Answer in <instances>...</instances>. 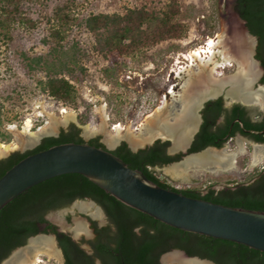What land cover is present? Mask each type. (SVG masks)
I'll return each instance as SVG.
<instances>
[{"label":"rangeland","instance_id":"obj_1","mask_svg":"<svg viewBox=\"0 0 264 264\" xmlns=\"http://www.w3.org/2000/svg\"><path fill=\"white\" fill-rule=\"evenodd\" d=\"M167 1L20 0L18 12L16 11L10 16L8 26L0 27V141L2 143L14 142L17 145L9 152L22 153L35 148L41 139L22 146L18 144L17 134L14 130L15 128L17 131L22 130L24 121L30 118L32 129L36 131L50 122L48 113H52L56 117L57 128L55 133L46 136H57L62 130L66 132L72 125H75L79 129L83 141L100 137V140L109 148H114L115 143L119 141L126 142L129 146L130 142L134 143L135 140V144H142L139 143V139L135 138L136 136L127 135L114 141L115 139L108 137L107 134L115 133L111 129L113 123L119 122L124 128L129 127L136 130L145 120H148V122H153H147L146 127L147 129L151 127L152 130L155 129L153 127H157V121L162 116H166L173 110V114H178L184 108L188 96L191 95L190 99H193L192 92L197 88V83L199 90L202 91L200 84L202 79L198 75L186 92L177 88L176 90L181 96L176 97V100L172 99L174 102L171 98L165 99L166 88L178 86L174 85L177 82L175 73L183 63L176 62L177 56L180 53L188 54L190 49L204 44L208 37L220 32L224 26L228 27L230 33L234 35V42L237 44L234 49L239 52L242 58L249 59L247 63L252 62L250 73L251 77L255 79H253L254 89L262 88L264 90L262 81L264 67L257 57V38L249 34L246 29L236 10V0H180L181 12L177 21L188 27L186 35L180 39H168L155 44L143 45L140 49L121 56L118 63L110 70V61L99 53L98 47V50L95 48V35L86 29L85 18L98 13L124 14L130 8L142 6L159 14ZM2 4L0 0V7ZM64 5H68L63 11L69 14L71 19L68 21L54 16L57 8ZM58 14L63 19V14ZM71 49L74 51L73 55L76 61L67 59L69 68L64 69L62 74L74 85L75 97L74 100L66 101L61 105V102L53 100L43 92L41 82L46 79V69L42 64L31 63L30 58L47 57L48 60H55L57 64L60 51L68 52ZM69 53L72 54V51ZM60 58L64 59L62 56ZM237 72L238 65L233 63L228 67L217 68L216 78L234 77ZM243 77L239 74L234 82L227 83L238 85V88L244 90L245 85L240 82V79L245 78ZM219 81L217 80L218 85L227 84L223 85L222 81ZM228 89L229 86L224 89V92L226 93ZM219 97L223 98V96ZM209 100L207 99L204 104ZM223 102L227 107L232 105V100L223 98ZM177 104H180L179 107H176ZM94 105L96 107L105 105L106 107L104 130L101 129L102 118L94 110ZM165 105L167 107L163 109L162 107ZM203 106L198 110L197 117L201 116ZM249 106L253 108V115L264 112V106L256 103ZM62 107L75 113V119L68 122L60 121L62 114L59 111ZM107 115L110 117L109 120H107ZM162 120H168V118H162ZM190 120L191 118H187L186 122L188 123ZM173 122V120L169 121V123ZM177 123L181 124L179 121ZM190 128L191 125H187L182 134L187 136V131ZM110 141L115 143H110ZM152 144L153 141L148 142L146 147L141 145L138 148L145 149ZM170 146L169 143L168 147ZM214 149L234 157L231 169L226 167L225 169L215 168L213 171H207L202 166L195 168L182 165L183 168H186L184 170L186 172L181 173L184 171L179 170L178 163L164 166L162 169L155 168L156 175L176 188L192 187L205 192L210 186L220 190L243 181L255 168L264 169V143H255L246 137L237 135L220 147L212 148V150ZM258 151L261 152V159L254 164L253 155ZM8 156H0V161ZM46 218L59 232L69 234L88 254L93 253L90 242L97 237L93 222H96V226L99 228L108 224V218L101 206L90 199L76 200L63 207L50 210L47 212ZM75 227L79 228L78 231L74 229ZM40 234L44 237H54V243L59 247L54 233L41 231ZM38 240L42 241L45 238L40 237L36 240L28 238L26 243L20 246L21 248H15L0 264H3L14 253L29 246L31 242ZM175 253L173 250L164 254L161 258L162 264H183L180 259H169L170 255ZM41 258L42 262L39 264H63L59 255L52 259L44 255ZM209 261L212 260L209 259Z\"/></svg>","mask_w":264,"mask_h":264},{"label":"trees","instance_id":"obj_2","mask_svg":"<svg viewBox=\"0 0 264 264\" xmlns=\"http://www.w3.org/2000/svg\"><path fill=\"white\" fill-rule=\"evenodd\" d=\"M1 2L3 4L0 7V27L6 28L10 16L18 12L20 0ZM164 5L159 14L142 6L130 8L124 14L98 13L85 18L86 29L95 35V48L98 47L99 53L110 61V70L121 56L132 53L143 45L180 39L186 35L188 27L177 21L181 12L180 0H168ZM67 7L68 5H64L57 8L54 16L64 21L70 20L69 14L63 12ZM236 10L245 20L249 31L258 36L257 57L264 64V0H237ZM58 13L63 14V19ZM71 51L72 54L69 53ZM73 53V49L68 52L60 51L59 56L64 59L59 57L57 64L55 60H48L47 57L30 58L31 63L42 64L46 69V79L41 82L43 92L53 100L61 102V105L74 100L75 97L74 85L62 74L64 69L69 68L67 59L75 60ZM262 81L264 82V77ZM223 103L222 98L207 102L203 111L205 120L191 151L210 145L220 147L227 141H215L217 135L211 130L214 121L221 115L227 118V122L240 118L246 127L264 129V117L259 123L250 121L253 108L248 109L240 103L225 108ZM220 132L224 134L225 131L221 129L218 133ZM255 137L256 141L264 142L263 137ZM64 142H84L75 125L66 132L62 130L57 136L43 137L33 149L22 153L12 152L0 161V177L25 156ZM87 143L105 148L97 138H92ZM167 144L168 142L157 141L145 149L132 152L123 142L112 152L130 168L142 171L149 180L161 187L214 203L264 211L263 168L253 169L243 181L220 190L212 186L205 192L192 187L176 188L166 180L160 179L155 171L157 165L174 158L167 155ZM84 197L98 203L109 220V224L101 228L94 223L97 237L90 242L95 250L93 254H88L69 234L58 233L57 228L46 218L48 211L68 205L74 198ZM137 226H141L139 231L135 229ZM41 231H51L57 235L65 254V264H95L97 258L102 260V264H161L160 256L174 248L184 250L190 256L210 259L217 264H264V252L229 240L171 227L126 206L85 176L76 173L63 174L39 183L0 210V262L15 248L24 245L29 237Z\"/></svg>","mask_w":264,"mask_h":264},{"label":"water","instance_id":"obj_3","mask_svg":"<svg viewBox=\"0 0 264 264\" xmlns=\"http://www.w3.org/2000/svg\"><path fill=\"white\" fill-rule=\"evenodd\" d=\"M227 86L231 89H228L231 95H227L224 92V88L215 97L223 96L226 100H232L233 96L236 95L240 97L237 99L243 104L251 105L256 103L262 107L264 106V103L254 102L250 98L251 93L255 90L254 84H251L248 90ZM257 90L264 94L262 88ZM215 97L210 96L208 99ZM206 100H199L200 103L198 104H201L200 107L204 105ZM192 113H194L193 108L190 116ZM194 117L198 118L195 115ZM182 131L183 126H173L164 131L165 137L156 139H169L171 141L169 149L171 153L180 150L187 152L192 137L183 147L175 146L174 143V134H181ZM53 133L55 132L40 134L33 141ZM255 133L263 134L264 130L256 131ZM143 146L146 147L147 143ZM130 147L133 150L139 149L138 146L133 144ZM212 148L216 147L209 146L198 153H190L182 161L186 157ZM10 152L6 155H10L12 153ZM71 173L85 176L126 206L148 214L171 227L212 238L229 240L264 252V211L214 203L161 187L149 180L142 171L130 168L126 162L110 149L97 147L87 142L55 144L47 149L31 153L13 164L0 177V210L33 186L51 178ZM74 229L77 230V227ZM40 237L44 236L38 233L29 237V239ZM49 239L62 258L59 247L54 243V237H49ZM18 248L21 247L19 246ZM174 252L182 254L189 259H198L209 264H215L207 259L186 255L179 249H175Z\"/></svg>","mask_w":264,"mask_h":264},{"label":"bare ground","instance_id":"obj_4","mask_svg":"<svg viewBox=\"0 0 264 264\" xmlns=\"http://www.w3.org/2000/svg\"><path fill=\"white\" fill-rule=\"evenodd\" d=\"M234 39H235L234 35L232 33H230V30H228V27L224 26V28L220 32H217L215 36L208 37L204 44H202L196 48L190 49L188 54L180 53L177 56L176 62L177 63L182 62L183 64H182V66H179L180 67V68H178L179 70L178 69L176 70V73H175L176 74L175 78L177 80L176 85L180 84L181 85V86L179 85L180 88L183 89L184 92H186L187 89L190 88L191 85H193L192 84L193 80L195 78H198V75H199V78L202 79V81L200 82L201 88H202V93L205 96L211 95V97H212V96H216L218 93H220L221 90L226 88L227 85H230L231 88L238 87V85H235L232 83H227V82H230V81L234 82V80L237 78V76L239 77V74H241V77L244 76L245 78L243 77L244 79H242V80L240 79V82L242 84H244L245 89L248 90L249 86L251 84L253 85L254 80H255L254 77H251V73H250V69H251L250 67H252L251 66L252 62L250 64L247 63L249 59L246 60V59L242 58L240 56L239 52L236 49H234L235 46L237 45L234 42ZM181 59H183V61ZM233 63H236V65H238L237 75H235L234 77L216 78L217 68L228 67V66H231ZM185 78H186V80H185ZM217 80L222 81L221 83L223 85H224V83H227V84H225L224 86L218 85ZM243 80H244V82H243ZM198 86H199V84L197 83V85H196L197 88L193 91L194 94L192 95V97L196 101L195 104L191 105L193 102L189 104L186 101V103H184L185 104L184 108L181 109L178 117L177 116H175V118L170 117V118H168V120H162V118L158 119L159 121H157V127H153L155 129H152V130L148 124L147 125L150 128L147 129V127H146V123L148 122V120H145V122H143L140 125V127L136 130L135 129L132 130L129 127L124 128V126H122L119 122L113 123L114 125L111 127V129L114 130L115 133L114 134L108 133L107 136L112 138L113 140L115 139V141L124 137V136H127V135L136 136L135 138L139 139V143H142V144H135L136 140L134 141V143L130 142V144H133L134 146H141V145H144L145 143L153 141L154 139L158 138L160 135L165 136V133H163V131H166L167 128L170 129L171 127L175 126L172 123H169V121L173 120L174 122L176 121L175 123H177L179 121V123H181V124L176 125V126H183V129L185 127H187V125H189V124L191 125V128L187 131L188 132L187 136L189 135L188 137L184 136L182 133L181 134H174L175 146L183 147L185 145V143L192 137V135H191L192 130L194 129V125H195L196 121H198V118H191L190 122L187 123L186 122L187 118H183L184 116L182 118H179V117L183 113L188 114V110H192V108H193V112H194L192 114H194L196 116V114L198 113V107L200 108V105H201V104L200 105L198 104V103H200L199 100L200 99H202V100L207 99L199 93V87ZM175 89L176 88H174V86L170 87L169 90L165 92V99L171 98V100H172V99H175L176 97H180L181 94L179 92H177V90H175ZM229 90H231V89H229ZM229 90H227V92H226L227 95H229V94L231 95ZM234 96H235V98H234ZM234 96L232 99L239 100L237 98H240V97H237L236 95H234ZM250 98L254 102H259V103L264 102V94L262 92H260V90H257V89L253 90ZM166 105L163 106L162 108L163 109L166 108L168 106V105L167 106ZM177 106L178 105H176V107ZM162 108H160V109H162ZM105 109H106L105 105H101L99 107H96V111L100 114V116L102 118V120H101V129L102 130H104V128H105V120H106ZM167 111H168V109H167ZM59 113L62 114V118H60L61 119L60 121L68 122L71 119H75L74 118L75 113L69 112L64 107L60 108ZM166 113H168V112H166ZM169 115H171V113H169L167 116H169ZM48 116L50 118V122L45 126H41L36 131H33V129H32L33 125H32V121L30 118H27L24 121L23 126H22V130L17 131L15 128L14 131H16V134H17L16 137L18 139V144L22 145V146L29 145L33 142L34 138H36L40 134L52 133L54 131L56 132L57 119L52 113H48ZM151 119H152V117H151ZM151 122H153V121H151ZM151 122H148V123H151ZM86 128H88V127L86 126ZM123 131H125V132L123 133ZM135 133H139V134L136 135ZM185 134H186V131H185ZM16 146L17 145L14 142L2 143L0 141V156H4V155L8 154L9 150H11L13 148L15 149ZM260 153L261 152L258 151V153L255 152V155H253L252 161L254 164L258 163V161L261 159ZM202 162H204V163H202ZM233 163H234V157L231 154L230 155L225 154L222 151L217 150V149L216 150L215 149L214 150L209 149V150L201 152L199 154H195V155H191L189 157H186V159L184 161L179 163L178 168H180L179 170L184 171L186 168H183L182 165H184L186 167L187 166L188 167L194 166L195 168L202 166L207 171H213L215 168H224L225 169L226 167H228V169H231L233 167ZM201 164H204V165H201ZM205 164H207V165H205ZM185 172L186 171L181 172V173H185ZM78 229L79 228L77 227V230ZM43 238H45V240L33 241L29 244V246H26L23 249L19 250L17 253H14L9 259H7L5 264H39L42 262V258H41L42 255L48 256L49 259H52L54 256H56V252L59 254V252L56 251V249L54 250V245L52 244V241L49 239V237H43ZM59 256H60V254H59ZM173 256L180 259L183 262V264H209L207 262L200 261L198 259H189V258L187 259V257L184 258L183 255L179 254V253H175V254H173Z\"/></svg>","mask_w":264,"mask_h":264},{"label":"flooded vegetation","instance_id":"obj_5","mask_svg":"<svg viewBox=\"0 0 264 264\" xmlns=\"http://www.w3.org/2000/svg\"><path fill=\"white\" fill-rule=\"evenodd\" d=\"M237 1V0H236ZM236 1H235V4H236ZM243 20V19H242ZM243 22H244V25H245V27H246V29L249 31V29H248V27H247V25H246V22H245V20H243ZM249 34H252V35H254L255 36V38H257V42L259 43V41H258V36H256L255 34H253V33H251L250 31H249ZM216 35V34H215ZM214 35V36H215ZM257 49H258V47H257ZM258 52V51H257ZM182 61H183V59H181ZM260 61H261V63H262V65H263V67H264V64H263V61L261 60V59H259ZM182 66V65H181ZM179 70V69H178ZM175 77H176V74H175ZM174 85H176V83L174 84ZM172 86V85H171ZM174 88H180V86L178 85L177 87H174ZM175 89V90H176ZM169 90V87L168 88H166V90H165V92L166 91H168ZM165 92H164V96H165ZM199 93L202 95V96H204L205 98H209L211 95H208V96H205L203 93H202V91H200L199 90ZM194 94V92H192V95ZM189 98H187L186 99V101L190 104V103H192L193 102V104H195V99L193 98L192 100L190 99V96H188ZM212 97H215V96H212ZM220 98V97H219ZM219 98H217V99H219ZM222 98V97H221ZM217 99H210L209 101H215V100H217ZM222 100H223V98H222ZM190 101V102H189ZM208 102V101H207ZM207 102L204 104V106H203V110H202V114H201V116H199L198 117V121H196V123H195V125H194V129L192 130V134L191 135H193L192 136V139H191V141H190V145H189V148H188V150H187V152H182L181 150L180 151H178V152H175V153H171L170 152V147H168V144L170 143V145H171V141L168 139V140H161V139H156L155 141H153V144L154 143H156L157 141H159V142H168V144H167V147H166V153H167V155H169V156H171V157H174L171 161H169V162H166V163H163V164H161V165H157L155 168H159V169H162L164 166H168V165H171V164H178V163H181V161H182V159L186 156V155H188V154H190V153H198V152H200V151H202V150H204V149H206L207 147H209V146H207V147H204V148H202V149H199V150H197V151H191V148H192V146L194 145V142H195V139H196V135L199 133V131L201 130V127H202V125H203V123H204V120H205V116H204V114H203V111H204V109H205V107H206V104H207ZM235 103H240V104H242V105H244V106H246V107H248V109H252L251 107L252 106H249V105H247V104H243L242 102H240L239 100H235V99H232V105L233 104H235ZM259 103V102H258ZM262 103H264V102H262ZM224 104V103H223ZM178 105V104H177ZM231 105V106H232ZM225 106V105H224ZM230 106V107H231ZM177 107H179V105L177 106ZM230 107H227V106H225V108H230ZM200 108H198V110H199ZM178 110V109H177ZM181 111V110H180ZM179 111V112H180ZM179 112H178V114H173V111H171L170 113H171V115H169V116H162V118H175V116H179ZM191 113V110H188V114L189 115H187V114H185V113H183L182 115H180V117L179 118H182L183 116L185 117V118H195L194 117V114H192L191 116H190V113ZM183 117V118H184ZM263 117H264V112L262 113V112H259V114H254V115H252V118H250V121L251 122H256V123H259V122H261L262 120H263ZM155 118H157V117H155ZM160 118V117H159ZM227 120V118H224V116L223 115H221V116H219L218 118H216V120L214 121V124L212 125V127H211V130L212 131H214L215 133H216V135H217V137H216V139H215V141H219V140H222V139H226V140H229V139H232V138H235L237 135H239V136H241V137H246V138H248V139H250V140H252L253 142H255V143H264V142H260V141H256L255 139H256V137L255 136H261V137H263L264 138V133L263 134H258V133H255L256 131H262V130H256V129H253V128H249V127H246V125L244 124V121L242 120V119H240V118H234L232 121H230V122H227L226 121ZM173 125H180V124H178V123H172ZM236 124H237V126H236ZM192 125V126H193ZM220 128V129H219ZM219 129V130H218ZM221 129H223L225 132H224V134H222L221 132L220 133H218ZM264 130V129H263ZM55 132V131H54ZM93 133V132H92ZM163 133H164V131H163ZM79 136H80V134H79ZM159 137H165V136H159ZM94 138H97L98 139V141L100 142V143H102L104 146H105V148H108V149H110L111 151H114V150H116L117 149V147L119 146V145H121L123 142H121V141H119V142H117V143H115V142H112V141H110V143H115V144H111V145H115V147L114 148H109L108 146H106L101 140H100V137H94ZM91 139V138H90ZM90 139L89 140H87V141H84V142H89L90 141ZM258 140V139H257ZM115 141V140H114ZM117 141V140H116ZM124 143H126V142H124ZM127 144V143H126ZM152 144V145H153ZM224 144V143H223ZM127 146H128V148L132 151V152H136V151H139V150H133L128 144H127ZM210 146H212V147H216V146H213V145H210ZM144 149V148H143ZM262 150H263V148H262ZM253 168H254V166H253ZM81 199H90L89 197H84V198H74L73 199V201L72 202H74V201H79V200H81ZM90 200H92V199H90ZM102 208V207H101ZM103 209V208H102ZM104 211V210H103ZM107 217V216H106ZM93 223H95V222H93ZM108 224H109V220H108ZM107 224V225H108ZM107 225H105V226H107ZM45 226V225H44ZM43 227V226H42ZM140 227L141 226H137L135 229L137 230V231H139V229H140ZM94 228H95V232H96V227L94 226ZM58 231V230H57ZM58 233H64V232H59L58 231ZM65 234H67V233H65ZM96 234H97V232H96ZM55 236H56V239H57V235L55 234ZM57 244L59 245V241H58V239H57ZM90 248H91V250H92V252H95V250H94V248L92 247V245L90 244ZM59 249H60V251H61V253H62V260H63V264H65V254H64V252H63V250H62V248L60 247V245H59ZM175 249H177V248H174V249H171V250H169V251H167V252H165V253H163L161 256H160V263L162 264L163 262H162V260H161V258H162V256L164 255V254H168V253H170V252H172L173 250H175ZM55 250V249H54ZM180 251H183L184 252V254H186V255H188L184 250H181V249H179ZM56 252V251H55ZM93 254V253H92ZM56 255H59L57 252H56ZM173 255L171 254L170 255V257H169V259H177V260H179L177 257H172ZM190 256V255H189ZM198 257V256H197ZM207 260H209V259H207ZM95 264H102V260L100 259V258H97L96 260H95Z\"/></svg>","mask_w":264,"mask_h":264},{"label":"built area","instance_id":"obj_6","mask_svg":"<svg viewBox=\"0 0 264 264\" xmlns=\"http://www.w3.org/2000/svg\"><path fill=\"white\" fill-rule=\"evenodd\" d=\"M93 107H94V110L96 111V109H95L96 105H94ZM59 112H60V111H59ZM60 114H61V113H60ZM109 119H110V117H109V115H107V120H109ZM113 125H114V124H112L111 127H112ZM93 127H95V126H93Z\"/></svg>","mask_w":264,"mask_h":264}]
</instances>
